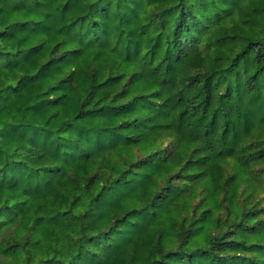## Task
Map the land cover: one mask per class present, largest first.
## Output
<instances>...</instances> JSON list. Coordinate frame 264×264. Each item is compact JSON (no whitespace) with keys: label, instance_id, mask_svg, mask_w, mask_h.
<instances>
[{"label":"trees","instance_id":"obj_1","mask_svg":"<svg viewBox=\"0 0 264 264\" xmlns=\"http://www.w3.org/2000/svg\"><path fill=\"white\" fill-rule=\"evenodd\" d=\"M0 264H264V0H0Z\"/></svg>","mask_w":264,"mask_h":264}]
</instances>
